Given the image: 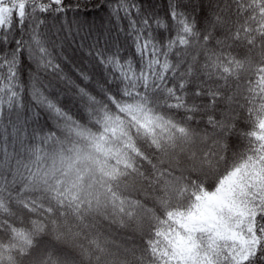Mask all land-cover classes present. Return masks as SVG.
Listing matches in <instances>:
<instances>
[{"label":"trees","instance_id":"trees-1","mask_svg":"<svg viewBox=\"0 0 264 264\" xmlns=\"http://www.w3.org/2000/svg\"><path fill=\"white\" fill-rule=\"evenodd\" d=\"M0 264H264V0H0ZM254 174L239 236L181 220Z\"/></svg>","mask_w":264,"mask_h":264},{"label":"rangeland","instance_id":"rangeland-1","mask_svg":"<svg viewBox=\"0 0 264 264\" xmlns=\"http://www.w3.org/2000/svg\"><path fill=\"white\" fill-rule=\"evenodd\" d=\"M255 179L252 173L232 172L215 191L198 201L195 208L181 220L184 234L177 238L176 246L180 258L189 259L195 253L194 235L197 231L210 232L213 236L225 235V238L239 236L234 225L244 221L248 212L245 196L249 184L254 183Z\"/></svg>","mask_w":264,"mask_h":264}]
</instances>
